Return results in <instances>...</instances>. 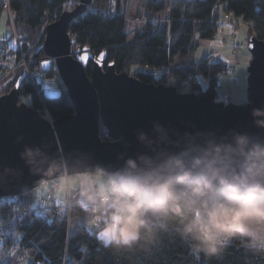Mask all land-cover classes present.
Segmentation results:
<instances>
[{
	"label": "trees",
	"instance_id": "trees-1",
	"mask_svg": "<svg viewBox=\"0 0 264 264\" xmlns=\"http://www.w3.org/2000/svg\"><path fill=\"white\" fill-rule=\"evenodd\" d=\"M70 1L79 0H0V19L5 14L8 23L11 13L16 26L13 30L8 24L9 33L1 38L5 48L14 51L13 34L27 41L32 49L25 59L30 69L37 71L47 59L42 49L43 26L68 10ZM221 5L225 6V14L242 19L249 37L264 41V0H139L140 9L136 7L135 12L130 11L128 0H92L85 14L70 22L68 32L75 40L73 52L83 47L96 56L105 52V65L112 62L116 73L126 72L146 84L172 86L177 92L198 91L197 95L213 100L217 95L216 79L227 64L210 58L198 62L187 58L197 51L199 41L214 39L221 24ZM138 65L152 71L131 73V68ZM90 69L89 64L88 75ZM197 77L208 81L205 90L197 85ZM9 88L11 84L6 91ZM60 88L57 97L39 98L26 78L20 93L31 94L29 105L36 111L44 107L57 120L74 113L61 83ZM100 135L101 140H108L103 128ZM69 196V209L65 207L66 197L60 201L62 206L52 200L46 202L50 205L35 207L34 191L1 199L5 223H9L11 209L16 224L4 231L19 248L9 241L0 242V263L12 251L10 256L18 252L14 263L8 257L4 264H28L33 260L35 264H264V252L249 250L239 239L226 242L215 255L207 256L178 234L173 218H154L150 214L147 218L155 234L151 244L138 241L131 247H105L96 232H89L85 225H73V217L88 210L82 208L78 189Z\"/></svg>",
	"mask_w": 264,
	"mask_h": 264
},
{
	"label": "water",
	"instance_id": "water-1",
	"mask_svg": "<svg viewBox=\"0 0 264 264\" xmlns=\"http://www.w3.org/2000/svg\"><path fill=\"white\" fill-rule=\"evenodd\" d=\"M91 3L79 0L71 11H62L46 26L42 44L47 60L41 63V71L55 65L74 113L49 123L38 111L19 103L24 74L0 96V200L61 179L64 171L67 175L115 173L128 160H155L206 142L231 143L235 135L264 143V129L255 125L252 116L254 110L264 111V41L255 36L248 39L246 104L225 106L202 95L116 73L112 62L105 65V52L96 56L83 47L73 54L75 40L68 26ZM100 128L108 140L100 139ZM26 150L39 152L61 171L55 176L34 174L26 163Z\"/></svg>",
	"mask_w": 264,
	"mask_h": 264
},
{
	"label": "clouds",
	"instance_id": "clouds-1",
	"mask_svg": "<svg viewBox=\"0 0 264 264\" xmlns=\"http://www.w3.org/2000/svg\"><path fill=\"white\" fill-rule=\"evenodd\" d=\"M252 116L264 129V119H258L264 118V111L254 110ZM25 156L34 174L55 176L61 171L39 152L26 150ZM105 176L79 194L105 247L151 244L155 234L150 214L173 218L178 234L207 256L234 239L249 250L264 252L262 142L235 135L231 143L206 142L155 160H128L115 173H96L98 179ZM51 182L56 180L46 183Z\"/></svg>",
	"mask_w": 264,
	"mask_h": 264
},
{
	"label": "rangeland",
	"instance_id": "rangeland-1",
	"mask_svg": "<svg viewBox=\"0 0 264 264\" xmlns=\"http://www.w3.org/2000/svg\"><path fill=\"white\" fill-rule=\"evenodd\" d=\"M139 0H128V3L130 5V11L135 12L136 7L139 8L138 5ZM66 7H69L68 4ZM224 5L219 6V20L221 22L220 26L218 27L217 32L215 33L214 39L212 40H201L199 41V47L197 51L191 55V57H188L187 60L198 62L204 58H210L213 62H223L227 65H230V67L233 68V77L236 79L234 82L231 80H224L218 87H217V95L213 98L215 103H223L226 105H234V106H243L247 102V86H246V69L249 64L250 56L248 54L247 49V43H248V28L243 23L241 18H235L232 15H227L223 11ZM70 8V7H69ZM140 9V8H139ZM227 15V18H226ZM232 20V21H231ZM6 15L3 14L0 19V39L3 37V34L6 32V34L9 33V23H6ZM223 21H231L229 22H223ZM233 21L237 22L239 24L238 28L234 30L233 27ZM3 39V38H2ZM235 44H242L243 50L235 51L234 48ZM73 48V47H72ZM73 50V49H72ZM178 60V59H177ZM133 71H143V72H151L149 68H145L143 66H133L131 68V73ZM56 73L55 65L52 66L51 71L48 73V75H54ZM203 80V77H200ZM208 85V84H207ZM59 91H49L47 93H58L61 91L60 86H57ZM64 87V86H63ZM207 87V86H206ZM206 87L203 88V90L206 89ZM57 89V88H56ZM182 93V92H180ZM183 93H190L189 91H183ZM198 91H195L194 94H197ZM58 95H47L48 97H57ZM30 100L26 101L27 104H29ZM23 103V102H19ZM40 114L47 119L46 115L40 112ZM49 123L52 122L53 119H47ZM101 135L99 134V137ZM101 139V137H100ZM104 141V140H103ZM106 179L105 177L97 178L96 174L92 173H82V174H73V175H67L66 171H64V177L61 179H56V185L61 190L59 192L52 191V197L56 201H62L63 196L66 197V194H71L74 191L78 189V192L80 194L81 191H84L89 185L92 187H95L98 183L103 182V180ZM50 187L49 184H42L41 186L34 189V194L36 195L35 198V207L38 205L39 207L43 205H50L46 204V198L45 196L47 194H50ZM79 199L81 204L83 205L84 201L79 195ZM86 210V208H84ZM92 219V216L89 214V212H84L81 216H74L73 217V225L75 227H80L82 225H85L86 229L89 232H96V229L90 224V220ZM3 254V253H2ZM12 254V251H10V254L3 260L2 263L4 264L5 260L10 257L14 260L17 257V253Z\"/></svg>",
	"mask_w": 264,
	"mask_h": 264
},
{
	"label": "built area",
	"instance_id": "built-area-1",
	"mask_svg": "<svg viewBox=\"0 0 264 264\" xmlns=\"http://www.w3.org/2000/svg\"><path fill=\"white\" fill-rule=\"evenodd\" d=\"M68 6L70 8H73L75 6V3L69 2ZM9 13L10 10L8 9ZM52 21H48L43 26L44 28L50 24ZM9 26L14 30L16 28L13 18L11 17V13L9 14V20H8ZM236 25V22L233 21V26ZM13 40L15 43V49L14 51H9L5 48L4 44L0 39V94H2L5 89L8 88V86L12 83V81L20 74L23 73L28 78L30 83L32 84L34 88V93L37 97H41L42 95L46 94L48 91H53L58 88V77L56 75L54 76H46L44 73L36 70H31L29 65L27 64V61L25 59V54L31 50V45L19 38L18 36H15L13 34ZM241 45H234V48H241ZM25 49V51H24ZM223 79H229L232 82L236 79L233 77V70L231 68H226L223 70L217 77V82L220 83ZM21 97L31 99V94H21ZM38 111V110H37ZM38 112L44 113L47 117V119H52L46 109L42 107ZM56 182L50 183V189L52 191L59 192L61 189L57 187L55 184ZM69 198L70 196L66 194V200L67 203L65 204V207L70 208L69 204ZM49 199V198H48ZM51 199V197H50ZM55 201V204H59L62 206L63 204L59 201ZM45 213H42L41 216H44ZM11 235L7 232L2 230V233H0V242L9 241L10 245L12 244L14 248H19V245L14 240L11 241Z\"/></svg>",
	"mask_w": 264,
	"mask_h": 264
},
{
	"label": "snow or ice",
	"instance_id": "snow-or-ice-1",
	"mask_svg": "<svg viewBox=\"0 0 264 264\" xmlns=\"http://www.w3.org/2000/svg\"><path fill=\"white\" fill-rule=\"evenodd\" d=\"M81 59L83 60L84 58L81 57ZM47 63V62H45ZM196 82H197V85L201 88H204L207 86L208 84V81L207 80H203L202 78L200 77H197L196 78ZM46 95H58V93H46ZM10 185V184H9ZM8 215H9V223H5L4 221V211L3 210H0V233H2V230L4 228H11V227H14L16 226L15 224V217H14V214L13 212L11 211V209H9L8 211ZM28 215H31L30 213ZM5 243H7V241H5ZM28 264H35V261H29Z\"/></svg>",
	"mask_w": 264,
	"mask_h": 264
},
{
	"label": "bare ground",
	"instance_id": "bare-ground-1",
	"mask_svg": "<svg viewBox=\"0 0 264 264\" xmlns=\"http://www.w3.org/2000/svg\"><path fill=\"white\" fill-rule=\"evenodd\" d=\"M26 78H27V77H25V79H26ZM25 79H24V80H25ZM27 79H28V78H27ZM24 80H23V81H24ZM28 81H29V80H28ZM29 82H30V81H29ZM4 199H8V198H4ZM18 245H19V244H18Z\"/></svg>",
	"mask_w": 264,
	"mask_h": 264
}]
</instances>
